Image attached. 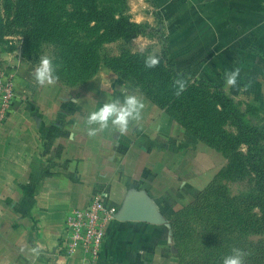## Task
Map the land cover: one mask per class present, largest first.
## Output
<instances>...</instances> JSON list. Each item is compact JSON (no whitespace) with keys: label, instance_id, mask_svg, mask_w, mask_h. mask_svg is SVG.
<instances>
[{"label":"crops","instance_id":"0c3cea01","mask_svg":"<svg viewBox=\"0 0 264 264\" xmlns=\"http://www.w3.org/2000/svg\"><path fill=\"white\" fill-rule=\"evenodd\" d=\"M128 5L137 24L155 27L157 18L167 52H264V0H153V6L129 0ZM231 24L239 37L255 42L254 50L248 44L238 50ZM260 65L256 91L264 90V60ZM34 69L20 67L11 112L0 124V264H80L56 251L67 216L86 208L96 194L107 205L123 207L132 194H140L165 221L199 191V142L149 99L140 97L145 103L141 119L126 134L110 128L89 137L85 117L104 99L87 91L79 97L46 96L49 88L36 84ZM232 88L223 85L237 99L239 88L234 94ZM185 147L191 149L187 167L181 156ZM155 227L164 225L115 220L102 252L120 228L149 232ZM33 248L40 250L38 256Z\"/></svg>","mask_w":264,"mask_h":264},{"label":"rangeland","instance_id":"374dc122","mask_svg":"<svg viewBox=\"0 0 264 264\" xmlns=\"http://www.w3.org/2000/svg\"><path fill=\"white\" fill-rule=\"evenodd\" d=\"M128 1L124 0L121 11L131 20ZM146 1L153 6V0ZM143 25L148 28L145 34L132 39L97 44L93 47L94 52L65 51L64 45L72 46L77 41L75 38L63 42L33 43L27 46V52H23V38H6V43L0 44V79L12 78L15 82L21 66L36 68L41 56L49 55L56 66L59 79L54 86H47L49 90L46 96L79 97L87 91L88 96L102 97L104 102L116 98L121 100L127 94L133 93L148 99L139 85H135L134 81L121 79L116 71L108 67V63L128 52L158 56L164 54L166 59L174 64L177 72L191 71L197 79L220 86L225 96L236 104L244 123L264 130V90L260 87L255 90L256 84H259L256 83L255 74L256 70H259L258 67L262 66L260 64L264 60V52H167V36L160 28L157 18L155 27ZM232 27L236 33L234 43L238 50L243 46L246 48L245 44L251 45L254 50L255 42L246 40L245 35L239 37V30H236L234 25ZM77 36L82 35L77 33ZM84 42H89V39ZM76 54H85L88 64H73L70 57ZM236 68L240 69V74L236 87L230 89V92L234 94L240 84L243 86L239 88L241 95L233 99L225 92L223 85L226 83L225 74ZM261 82L264 84V78ZM151 104L157 111L166 114L165 109L152 101ZM173 122L200 144L199 191L183 201L160 224L164 227H155L149 232H129L127 228H120L115 232L108 250L103 254L101 249L94 263L81 252L76 253L73 257L80 264H100L104 258L101 264H222L223 258L230 254L233 248H240L249 253L245 264H264V228L252 231L249 229L251 221L248 220L250 216L259 214L258 209H253L247 214L242 204L234 207L228 202L235 197L256 194L255 176L243 166L242 159L236 162V155L241 158L245 156L246 146L233 143L211 146L198 140L174 120ZM223 130L236 136V130L230 121L225 123ZM261 144L264 146V139ZM190 151L191 149L185 147L181 153L184 166L189 160ZM196 159L194 156L193 161ZM114 205L107 206L118 214L123 203ZM232 208H237L236 214H232ZM63 233L56 254L65 259L72 258L66 254V229Z\"/></svg>","mask_w":264,"mask_h":264},{"label":"trees","instance_id":"16d2710c","mask_svg":"<svg viewBox=\"0 0 264 264\" xmlns=\"http://www.w3.org/2000/svg\"><path fill=\"white\" fill-rule=\"evenodd\" d=\"M123 5L124 0H0V44H5L6 38L20 37L23 52H27V46L33 43L75 38L80 42L64 45L65 51L94 52L97 44L145 34L147 26L125 16L121 11ZM86 39L89 42H84ZM148 55L124 53L111 60L108 67L121 79L139 85L150 101L165 109L169 117L198 140L211 146L220 143L246 146L245 156L236 155V162L242 159L243 166L255 176L256 194L235 197L228 202L234 207L242 204L247 214L258 209L259 214L248 219L249 229L264 228V146L261 144L264 130L244 123L236 104L225 96L220 86L197 79L191 71L177 72L164 54L159 56L157 67L147 68L144 61ZM70 58L73 64H88L85 54ZM178 79L186 82L180 95L175 94L174 82ZM228 121L235 128L236 136L223 130ZM236 212L237 208H232V214Z\"/></svg>","mask_w":264,"mask_h":264},{"label":"clouds","instance_id":"9594fccd","mask_svg":"<svg viewBox=\"0 0 264 264\" xmlns=\"http://www.w3.org/2000/svg\"><path fill=\"white\" fill-rule=\"evenodd\" d=\"M145 66L147 68L157 67L160 63V57L155 54H149L145 58ZM240 74V69L236 68L225 74L226 85L235 87ZM34 79L38 86H54L59 77L56 75V66L53 59L49 55L41 56L37 67L34 69ZM177 86L176 95H180L186 88V82L178 79L175 82ZM145 108L144 101L137 94H127L123 101L113 99L103 103L97 110L91 111L85 117L86 133L89 137H95L98 133L107 129L123 135L129 131L130 125L139 122L141 114ZM75 136V132L71 133V137ZM33 254L39 255L38 248L32 249ZM248 252L240 248H233L231 253L226 255L222 264H245V258Z\"/></svg>","mask_w":264,"mask_h":264},{"label":"built area","instance_id":"2783aa9c","mask_svg":"<svg viewBox=\"0 0 264 264\" xmlns=\"http://www.w3.org/2000/svg\"><path fill=\"white\" fill-rule=\"evenodd\" d=\"M15 98V82L12 78L0 79V124L11 112ZM114 209L107 206L99 194L93 196L88 206L73 210L66 218L68 240L66 254L73 257L81 252L94 261L100 255L108 226L115 221Z\"/></svg>","mask_w":264,"mask_h":264},{"label":"water","instance_id":"95a60500","mask_svg":"<svg viewBox=\"0 0 264 264\" xmlns=\"http://www.w3.org/2000/svg\"><path fill=\"white\" fill-rule=\"evenodd\" d=\"M115 219L120 222L139 221L153 225L163 223L156 217L153 208L145 197L140 194H132L121 212L116 214Z\"/></svg>","mask_w":264,"mask_h":264}]
</instances>
